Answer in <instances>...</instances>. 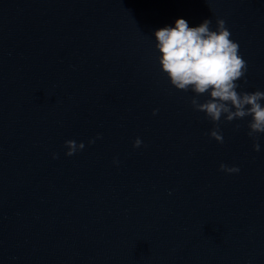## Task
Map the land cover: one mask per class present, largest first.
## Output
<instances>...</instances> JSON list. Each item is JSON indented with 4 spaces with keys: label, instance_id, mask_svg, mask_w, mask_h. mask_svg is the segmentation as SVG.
Wrapping results in <instances>:
<instances>
[{
    "label": "water",
    "instance_id": "obj_1",
    "mask_svg": "<svg viewBox=\"0 0 264 264\" xmlns=\"http://www.w3.org/2000/svg\"><path fill=\"white\" fill-rule=\"evenodd\" d=\"M178 19L224 20L264 92V0H0V264H264V134L171 85Z\"/></svg>",
    "mask_w": 264,
    "mask_h": 264
},
{
    "label": "clouds",
    "instance_id": "obj_2",
    "mask_svg": "<svg viewBox=\"0 0 264 264\" xmlns=\"http://www.w3.org/2000/svg\"><path fill=\"white\" fill-rule=\"evenodd\" d=\"M211 23L206 19L197 27H189L186 20L178 19L175 27L155 31L162 72L177 90L187 92L191 89L195 93L192 107L205 113L206 118L217 125L210 133L217 142H224L219 130L222 117L229 123L250 117L248 135L258 140V135L264 134V105L261 103L264 92L237 91V81L244 78L247 71L246 61L239 55L238 43L230 39L226 22L217 20L216 30L211 29ZM204 95L210 98L201 103L197 97ZM141 144L142 141L137 139L134 147L139 148ZM65 147L68 149L66 155L71 157L85 145L69 140ZM254 150L260 151L258 142L254 144ZM220 170L229 174L240 171L224 164L220 165Z\"/></svg>",
    "mask_w": 264,
    "mask_h": 264
}]
</instances>
